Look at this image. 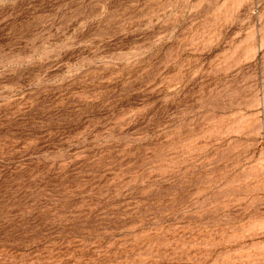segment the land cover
Masks as SVG:
<instances>
[{
  "label": "rangeland",
  "instance_id": "rangeland-1",
  "mask_svg": "<svg viewBox=\"0 0 264 264\" xmlns=\"http://www.w3.org/2000/svg\"><path fill=\"white\" fill-rule=\"evenodd\" d=\"M0 264H264V0H0Z\"/></svg>",
  "mask_w": 264,
  "mask_h": 264
}]
</instances>
